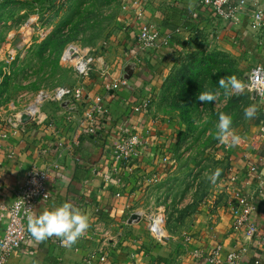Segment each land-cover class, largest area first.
Instances as JSON below:
<instances>
[{"label": "crops", "instance_id": "1", "mask_svg": "<svg viewBox=\"0 0 264 264\" xmlns=\"http://www.w3.org/2000/svg\"><path fill=\"white\" fill-rule=\"evenodd\" d=\"M127 6L128 37L123 46L133 62L121 69L109 60L105 65L93 64L89 76L74 80V86L82 89V103L71 99L65 104L46 103L33 119L15 131L8 127L7 120L17 116L21 107L13 102L0 104V237L7 221L6 210L32 170H47V188L53 195L50 201L38 204L34 216L71 202L88 216L89 223L87 234L67 249L56 246L54 241L59 237L38 241L29 233L30 240L11 253L5 264H207L206 252L214 247L219 249L217 264H227L225 257L231 252L239 253L240 264H264V135L260 132L264 105L248 93L254 116L245 128L234 129L240 138L238 144L230 145L229 140L221 142L218 149L227 164L221 204L213 211L202 212L204 217L191 224L167 233L162 243H149L144 223V201L158 179H162L159 165L149 161L153 156L146 155L130 164V169L122 174L121 185L105 181L114 177L116 164L111 152L121 130L139 133L148 129L147 140L153 134L149 119L152 110L149 117L132 114L127 120L128 110L145 96L156 93L158 84L165 80L167 63L173 64L182 50L236 51L264 68V30L252 27L253 14L261 12L264 17V0L247 4L236 14L235 22L211 17L198 7L197 0H167L165 5L134 0ZM139 10L141 20L136 19ZM193 11L198 12L195 23L190 21ZM140 22L170 35L168 47L140 52L135 46ZM2 57L7 61L6 55H0V73L7 68ZM14 68L9 67L13 71ZM115 82L119 89L109 95L105 87ZM58 86L65 87L59 83ZM99 97L106 102L110 114L100 120L95 134L87 135L78 128L77 119L85 105ZM155 135L151 139L158 143L162 128H156ZM150 145L151 142L148 148ZM155 151H151L154 156ZM230 173L235 176L234 182L229 181ZM238 194L252 197V220L259 230L256 237L233 230L229 205ZM131 215L139 218L131 221ZM102 253L107 256L105 263L97 259Z\"/></svg>", "mask_w": 264, "mask_h": 264}, {"label": "rangeland", "instance_id": "2", "mask_svg": "<svg viewBox=\"0 0 264 264\" xmlns=\"http://www.w3.org/2000/svg\"><path fill=\"white\" fill-rule=\"evenodd\" d=\"M133 1L0 0V55L7 58L5 62L2 57L7 68L0 73V104L13 102L23 109L42 90L50 91L58 83L74 85L70 64L61 58L68 45L89 51L97 59L94 64L105 65L109 60L120 69L132 64L123 42L128 37L127 4ZM31 17L36 21L26 27ZM12 65L14 71L9 69ZM252 66L255 61L236 51L184 49L173 64L167 63L165 80L158 84L156 93L150 94L153 134L145 152L147 157L153 156L149 161L159 165L162 179L144 201V218L149 212L160 217L164 241L167 233L191 224L204 217L202 212L213 211L221 204L227 164L218 152L221 142L216 138L215 125L218 115L225 113L231 115L233 129L248 126L250 119L245 118L244 110L250 107V97L238 88L244 86ZM221 79L236 85L229 95L220 87ZM205 92L213 93L215 99L199 100ZM159 127L162 135L156 143L151 138L156 137ZM145 131L139 134L144 137ZM153 149L156 156L151 153ZM163 157L167 158L164 162ZM145 231L149 243H156L147 227Z\"/></svg>", "mask_w": 264, "mask_h": 264}, {"label": "built area", "instance_id": "3", "mask_svg": "<svg viewBox=\"0 0 264 264\" xmlns=\"http://www.w3.org/2000/svg\"><path fill=\"white\" fill-rule=\"evenodd\" d=\"M258 2L259 0H197V5L213 18L227 22H235L236 14L241 9L249 3L255 5ZM141 18L142 11L139 10L136 12V19L141 20ZM197 20L198 12L193 11L190 14V21L191 23H195ZM35 21L36 17H31L26 22V27L33 25ZM252 27L257 30H264V17L261 12L253 14ZM170 42V35L161 34L153 26L140 22L135 38V46L140 52L145 53L155 51L159 48H166ZM61 58L70 64L71 77L76 81H81L89 76L95 60L89 51L79 50L75 45H68L62 51ZM119 86L117 82L111 83L105 87L106 92L110 95L116 92ZM238 91H245L250 97L253 96L259 104L264 105V68L262 65H255L250 69L244 86L238 88ZM68 99H71L75 103H82L84 101L80 85H72L70 87L58 86L50 91L42 90L38 92L33 102L25 106L13 119H8L7 124L14 131L18 130L22 124L20 123L21 114H25L29 119H33L42 105L46 103L65 104ZM151 102L150 95H147L139 103L132 105L128 110L127 120L132 114L149 117ZM109 114V109L104 99L100 97L95 98L85 105L82 116L78 117V128L80 131H84L87 135L92 136L97 132V126L100 120L107 118ZM129 131L126 128L121 130L118 143L113 145L111 156L112 161L116 164V168L114 170V177L105 179L106 183H111L112 181V184L116 186L121 185L123 172L129 170L130 164L134 161L138 162L140 158L146 155V134L149 130L147 129L145 131L146 134L144 137L139 133L134 131H130V133ZM260 132L261 136H263L264 122L260 126ZM166 160V157L162 158L163 162ZM254 170L255 168L252 167L251 171ZM47 177V170H32L26 174L22 185L16 190L14 199L6 210L7 221L3 235L0 237V264H5L11 253L30 240L27 229L29 216H34L35 209L39 203L48 202L53 197L51 191L47 188ZM229 181H235L233 173H230ZM118 196L119 194H116V197ZM253 213L254 206L252 204V197L249 195H235L233 202L229 205V214L232 219L233 230H242L250 238L256 237L259 230L253 223ZM144 220H146V227L149 233L158 243H162L165 237L163 235L160 217L149 214ZM84 234L87 233L85 232ZM54 242L57 247L62 249L70 247L67 244H62L60 237ZM206 253L207 264H217L219 262L218 247L211 248ZM106 257L102 253L99 254L97 259L100 263H105ZM241 260L242 258L238 252H231L225 257L227 264H240Z\"/></svg>", "mask_w": 264, "mask_h": 264}, {"label": "clouds", "instance_id": "4", "mask_svg": "<svg viewBox=\"0 0 264 264\" xmlns=\"http://www.w3.org/2000/svg\"><path fill=\"white\" fill-rule=\"evenodd\" d=\"M220 87L225 89V95H229L231 88L236 85L229 80L227 83L223 79L219 81ZM231 86V87H230ZM201 101H212L215 96L211 92H205L198 96ZM255 114L254 108L244 110L245 118H252ZM216 138L220 142L230 140V145L239 143V136L233 129V120L231 115L220 113L215 125ZM218 171L213 173L212 179L218 175ZM88 216L80 209L76 208L71 202H64L60 206L45 210L37 216H29L27 229L30 235L38 241L56 236L61 238L62 244L71 246L88 229Z\"/></svg>", "mask_w": 264, "mask_h": 264}, {"label": "water", "instance_id": "5", "mask_svg": "<svg viewBox=\"0 0 264 264\" xmlns=\"http://www.w3.org/2000/svg\"><path fill=\"white\" fill-rule=\"evenodd\" d=\"M29 120V118L25 114L20 115V123L24 124ZM139 217L137 215H131L130 220L136 221Z\"/></svg>", "mask_w": 264, "mask_h": 264}]
</instances>
